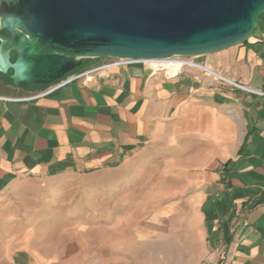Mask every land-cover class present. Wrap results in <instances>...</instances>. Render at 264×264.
<instances>
[{"label":"crops","instance_id":"obj_1","mask_svg":"<svg viewBox=\"0 0 264 264\" xmlns=\"http://www.w3.org/2000/svg\"><path fill=\"white\" fill-rule=\"evenodd\" d=\"M184 61L90 58L48 85L0 72V264H264V12Z\"/></svg>","mask_w":264,"mask_h":264},{"label":"water","instance_id":"obj_2","mask_svg":"<svg viewBox=\"0 0 264 264\" xmlns=\"http://www.w3.org/2000/svg\"><path fill=\"white\" fill-rule=\"evenodd\" d=\"M264 0H0V72L48 85L83 58L163 60L245 41Z\"/></svg>","mask_w":264,"mask_h":264},{"label":"rangeland","instance_id":"obj_3","mask_svg":"<svg viewBox=\"0 0 264 264\" xmlns=\"http://www.w3.org/2000/svg\"><path fill=\"white\" fill-rule=\"evenodd\" d=\"M87 59H90V58H83V61L84 60H87ZM185 59H187V57H185V56H173V57H170V58H168V59H163V60H153V61H160V62H163V61H165V60H171V61H176V62H178V60L179 61H183V60H185ZM83 63V62H82ZM179 63V62H178ZM80 68V67H79ZM79 68H77V69H75L74 71H71V72H69L68 74H66L64 77H66L67 75H69V74H71V73H73V72H75V71H77ZM181 68V67H180ZM180 70V69H179ZM165 71V70H164ZM88 73V72H87ZM168 74V73H167ZM175 74V73H174ZM170 75H172V74H170ZM62 79V78H61ZM52 84V83H51ZM78 197H80V196H78ZM82 197V196H81ZM80 207V209H81V213L83 212V211H86V213H89L90 215H91V224L93 225V226H95V225H99L100 224V213H103L102 211H103V209L99 206V205H94L93 203L92 204H90L89 206H79ZM111 207H109L108 206V209H109V213H111V209H110ZM79 209V208H78ZM112 209H114V208H112ZM64 209L63 208H61L60 209V213H62V211H63ZM112 212L113 213H115L114 212V210H112ZM77 214L79 213L78 211L76 212ZM99 236V232L97 231L96 233H95V235H94V237H93V245H98V237Z\"/></svg>","mask_w":264,"mask_h":264},{"label":"bare ground","instance_id":"obj_4","mask_svg":"<svg viewBox=\"0 0 264 264\" xmlns=\"http://www.w3.org/2000/svg\"><path fill=\"white\" fill-rule=\"evenodd\" d=\"M159 65L162 66V69H164L165 72L168 74L177 73L181 67L180 63L171 60H165L161 62Z\"/></svg>","mask_w":264,"mask_h":264},{"label":"built area","instance_id":"obj_5","mask_svg":"<svg viewBox=\"0 0 264 264\" xmlns=\"http://www.w3.org/2000/svg\"><path fill=\"white\" fill-rule=\"evenodd\" d=\"M178 62L180 63V65H181V67H183V65H185V63H186V61H179L178 60ZM159 68H162V66H159ZM167 74V73H166ZM168 75H170V74H168ZM79 78H84V79H86V80H91V78H92V73H90V72H86V73H81V74H77V75H75L74 77H73V79H79ZM226 257V256H225Z\"/></svg>","mask_w":264,"mask_h":264}]
</instances>
